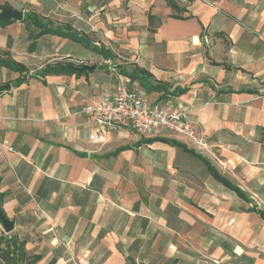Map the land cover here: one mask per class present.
<instances>
[{
    "label": "crops",
    "instance_id": "obj_1",
    "mask_svg": "<svg viewBox=\"0 0 264 264\" xmlns=\"http://www.w3.org/2000/svg\"><path fill=\"white\" fill-rule=\"evenodd\" d=\"M5 4L24 18L0 25V51L29 75L48 64L96 66L18 86L21 75L0 66V87L11 85L0 94L3 211L37 264H264V220L253 211H264V0H196L184 4V19L165 0ZM30 12L71 26L113 60L39 36L24 20ZM135 67L166 91L132 82L124 71ZM123 80L155 103L190 110L207 150L130 128L102 134L82 110L113 97ZM155 137L194 150L248 199L181 148L144 143Z\"/></svg>",
    "mask_w": 264,
    "mask_h": 264
},
{
    "label": "trees",
    "instance_id": "obj_2",
    "mask_svg": "<svg viewBox=\"0 0 264 264\" xmlns=\"http://www.w3.org/2000/svg\"><path fill=\"white\" fill-rule=\"evenodd\" d=\"M165 1L168 7L174 11L173 18L184 19L186 18L184 16L185 13L188 12L184 4H190L195 2L196 0H165ZM6 6H7L6 4L0 5V11ZM153 19L154 18L150 16L151 32H154V28L152 27ZM24 20L31 21L38 28H40L41 31L39 32V36L45 34H52L77 41L72 34L73 32H75V30L69 25L55 26L54 23H52L51 21L44 23L43 19L34 12L28 13L25 16ZM0 25H8V24L0 22ZM90 49H92L95 53L104 57L105 60H113L114 58L112 52L109 49H107L105 46H93L90 47ZM0 66L9 69L13 72L19 73L21 77H25V78L20 77L19 79H17L14 82L15 86L21 85L27 77L31 79L32 78L45 79L47 76H51V75H74V74L80 75L83 73L73 69L72 64L57 63V64H48L40 71L29 75L28 68L24 64L17 62L12 58L10 53L3 51H0ZM124 74L132 82L135 81L139 82L141 87L144 88L148 93L166 91V89H164L163 84L153 82L152 74L143 68L135 67L132 72L124 71ZM185 91L186 89L177 88L176 90H174L173 94L180 95L185 93ZM3 92L4 89L1 86L0 94H2ZM155 141H160L175 147H179L184 152L198 158L199 160H202L203 162H205L209 171L218 182L223 184L231 191L235 192L239 198L243 200L248 199L246 195L239 188L233 186L228 180L223 178L206 159H204L201 155L197 154L194 150L187 148L185 145L179 143L176 140H172L164 137H155L146 140L144 143H150ZM3 199H4V195L1 193V178H0V210L2 211L3 215H5L3 211ZM253 211L259 214L261 218L264 220V211L257 208H253ZM0 224H2L1 219H0ZM39 260L40 257L38 255L32 256L27 252L26 242L22 241L17 234L5 235L4 233H0V264H37Z\"/></svg>",
    "mask_w": 264,
    "mask_h": 264
},
{
    "label": "built area",
    "instance_id": "obj_3",
    "mask_svg": "<svg viewBox=\"0 0 264 264\" xmlns=\"http://www.w3.org/2000/svg\"><path fill=\"white\" fill-rule=\"evenodd\" d=\"M82 113L102 134L122 128H130L143 136L169 132L187 139L199 152L208 148L201 125L190 110L155 103L148 96L132 90L124 80L113 97L87 105ZM98 138L97 134L90 135L91 141Z\"/></svg>",
    "mask_w": 264,
    "mask_h": 264
},
{
    "label": "water",
    "instance_id": "obj_4",
    "mask_svg": "<svg viewBox=\"0 0 264 264\" xmlns=\"http://www.w3.org/2000/svg\"><path fill=\"white\" fill-rule=\"evenodd\" d=\"M24 18L23 12L12 8L11 6L4 7L0 12V22L5 24H10L12 21H21ZM74 38L84 47L89 48L91 46V42L84 36H80L78 33H72ZM73 69L77 70L78 72L83 71H94L96 69L95 65H83V66H72ZM11 85L3 86V89H10ZM87 156L86 153L83 154ZM0 219L2 221V226L6 233H11L14 230V222L9 220L5 215H3L2 211L0 210Z\"/></svg>",
    "mask_w": 264,
    "mask_h": 264
},
{
    "label": "rangeland",
    "instance_id": "obj_5",
    "mask_svg": "<svg viewBox=\"0 0 264 264\" xmlns=\"http://www.w3.org/2000/svg\"><path fill=\"white\" fill-rule=\"evenodd\" d=\"M133 135H135V133H133ZM165 135H173V136H178L179 137V135H176V134H173V133H169V132H166V134ZM181 137V136H180ZM13 232V231H12ZM6 233L5 231H4V228H3V226H2V224H0V233H4L5 235H13V233Z\"/></svg>",
    "mask_w": 264,
    "mask_h": 264
}]
</instances>
